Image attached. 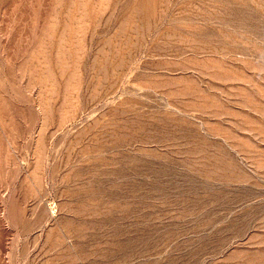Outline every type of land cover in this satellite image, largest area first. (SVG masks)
Returning a JSON list of instances; mask_svg holds the SVG:
<instances>
[{
    "label": "rangeland",
    "instance_id": "374dc122",
    "mask_svg": "<svg viewBox=\"0 0 264 264\" xmlns=\"http://www.w3.org/2000/svg\"><path fill=\"white\" fill-rule=\"evenodd\" d=\"M258 1L0 0V264L264 260Z\"/></svg>",
    "mask_w": 264,
    "mask_h": 264
},
{
    "label": "bare ground",
    "instance_id": "6f19581e",
    "mask_svg": "<svg viewBox=\"0 0 264 264\" xmlns=\"http://www.w3.org/2000/svg\"><path fill=\"white\" fill-rule=\"evenodd\" d=\"M259 1H260V3L262 2V0H259ZM259 1H258V3H259ZM262 4H263V5H262ZM261 5H262V7H264V1L261 3ZM138 135H139V134H138ZM139 136H140V135H139ZM136 137H137V136H136ZM136 137H135V138H136ZM140 137L142 138V136H140ZM140 137H139V138H140ZM141 138H140V139H141ZM143 138L146 139L145 136H143ZM143 138H142V139H143ZM140 139H139V140H140ZM149 139H150V138H149ZM147 140H148V139H147ZM153 140H154V139H153ZM160 140H161V139H160ZM162 140H163V141H162L163 143H166V142L168 141V140H166V138H165L166 142H165L164 139H162ZM137 141H138V140H137ZM137 141H136V142H137ZM142 141H143V140H142ZM155 141H156V140H155ZM140 142H141V140H140ZM140 142H139V143H140ZM144 142H145V140H144ZM144 142H143V143H144ZM148 142H149V141H148ZM150 142H151V141H150ZM152 142H153V141H152ZM157 142L160 143L161 141H160V142L157 141ZM168 142H169V141H168ZM132 143H133V142H132ZM141 143H142V142H141ZM119 144H120V143H119ZM129 144H130V143H129ZM134 144H135V140H134ZM134 144H133V145H134ZM137 144H138V142H137ZM106 145H108V144H106ZM106 145H105V146H102V147L104 148V147H106ZM165 145H166V144H165ZM111 147H112V146H111ZM108 148H109V147H108ZM113 148H114V147H113ZM113 148H112V149H113ZM101 149H102V148H101ZM115 156H116V155H115ZM107 157H108V155H107ZM112 157H114V156H112ZM112 157H110V159H111ZM104 158H106V157L104 156ZM102 159H103V158H102ZM108 159H109V158H106V161H105V160H102V161L107 162ZM112 160H114V159H112ZM112 160H111V161H112ZM139 160H140V159H139ZM141 160H142V159H141ZM145 160H147V159H145ZM135 161H137V160H135ZM109 162H110V160H109ZM114 162H115V161H114ZM111 163H113V162H111ZM174 171H175V170H174ZM172 174H173V173H172ZM176 174H177V173H176ZM161 186H164V185L161 184ZM157 188H158V187H157ZM159 188H160V187H159ZM161 189H162V187H161ZM251 243H252V242H251ZM254 243H256V242H254ZM259 244H261V243H259ZM259 244H257V246H258ZM262 246H264L263 241H262ZM258 247H259V246H258ZM258 247H257V248H258ZM259 248H260V247H259ZM261 248H263V247H261ZM263 249H264V248H263ZM254 250L256 251L257 249H254ZM252 251H253V250H252ZM241 252H242V251H241ZM241 252H240V254H241ZM258 252H259V251H258ZM261 252H263V250H262ZM261 252H259V253H261ZM242 253H243V252H242ZM249 254H250V253H249ZM251 254L253 255L252 252H251ZM242 255H243V254H242ZM242 255H240V256H238V257H243L244 255H243V256H242ZM254 255H255V253H254ZM254 255H253V256H254ZM256 255H257V252H256ZM247 256H248V255H247ZM250 256H251V255H250ZM253 256H251V258H254V257H255V256H254V257H253ZM262 256H264V254H263ZM260 258H261V255H260V257H259V255H258V260H259ZM241 259H243V258H241ZM261 259H263V257H262ZM261 259H260V260H261ZM245 260H246V259H245ZM245 260H243V261H245ZM251 260L253 261V259H251ZM251 260H250V261H251ZM255 260H256V259H255ZM240 261H241V260H240ZM243 261H242L241 263L245 264ZM263 261H264V260H263ZM263 261H262V262H263ZM246 262H247V261H246ZM262 262H259V263L261 264ZM254 263H255V262L253 261V264H254ZM249 264H252V263H249ZM255 264H256V263H255ZM262 264H264V263H262Z\"/></svg>",
    "mask_w": 264,
    "mask_h": 264
}]
</instances>
